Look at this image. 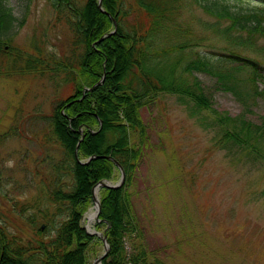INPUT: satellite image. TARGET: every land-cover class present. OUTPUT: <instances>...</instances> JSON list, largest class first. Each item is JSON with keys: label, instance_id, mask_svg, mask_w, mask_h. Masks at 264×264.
I'll list each match as a JSON object with an SVG mask.
<instances>
[{"label": "trees", "instance_id": "16d2710c", "mask_svg": "<svg viewBox=\"0 0 264 264\" xmlns=\"http://www.w3.org/2000/svg\"><path fill=\"white\" fill-rule=\"evenodd\" d=\"M237 1L101 0L102 12L97 0H49L57 20L64 19L73 31L70 55L62 52L58 57L50 51L49 62L26 55L23 70L42 71L45 63H51L54 77L65 72L72 85L70 95L55 101L46 117L48 128L42 131L47 144L49 136L55 138L60 157L54 161L51 157L49 178L44 181L49 202L46 224L39 225L32 214L37 237L25 240L27 235L21 232H7L0 219V264H91L88 254L95 252L92 240L97 237L86 232L82 215L93 203V186L119 172L108 158L78 162L93 155H110L125 172L122 186L99 190L100 222L95 227L104 228L109 243L101 264H167L145 253L140 241L136 244L140 231L129 191L146 138L140 111L160 93L187 100L197 110L212 111L221 126L218 146L235 148L264 167V117L254 122L244 114L257 97H264V0ZM196 9L210 20L196 22ZM112 19L116 31L101 39L113 30ZM22 21L6 0H0V55H13L5 40ZM244 69L249 71L247 77L241 75ZM195 72L206 73L219 90L230 92L243 113L233 117L215 110L208 87ZM102 76L101 83L83 94L84 87H92ZM245 84L249 90L243 94ZM61 173L69 181L63 182Z\"/></svg>", "mask_w": 264, "mask_h": 264}, {"label": "rangeland", "instance_id": "374dc122", "mask_svg": "<svg viewBox=\"0 0 264 264\" xmlns=\"http://www.w3.org/2000/svg\"><path fill=\"white\" fill-rule=\"evenodd\" d=\"M6 3L23 21L5 40L13 55H0V135L15 130L0 138V219L5 231L21 232L27 240L37 237L32 214L39 225L46 224L49 202L44 181L49 178L51 157L53 161L60 157L55 138L49 136L48 144L42 138L48 128L46 117L56 100L71 94L72 85L65 72L54 77L51 63H45L42 71L25 72L24 57L41 56L49 62L50 51L58 57L70 55L73 31L64 19L57 20L49 0ZM193 14L196 22L210 20L200 9ZM128 16L131 23L134 16ZM248 74L245 69L241 72ZM195 75L208 87L215 110L233 117L243 113L241 103L230 92L219 90L214 79L206 73ZM259 86L263 87L261 82ZM241 90L247 92L248 84ZM253 104L245 117L260 122L264 97ZM140 114L146 138L129 186L134 223L140 231L136 244L140 241L145 253L167 264H264V167L235 148L218 146L221 126L215 114L197 110L176 95L158 94ZM59 177L69 181L62 173ZM119 177L115 172L110 182ZM93 205L82 215V226ZM93 242L97 245L88 254L90 263L103 251L98 237Z\"/></svg>", "mask_w": 264, "mask_h": 264}, {"label": "water", "instance_id": "95a60500", "mask_svg": "<svg viewBox=\"0 0 264 264\" xmlns=\"http://www.w3.org/2000/svg\"><path fill=\"white\" fill-rule=\"evenodd\" d=\"M97 7H98L101 11H103V9H102V7H101V0H97ZM112 21L114 22V27L116 28V23H115L114 19H112ZM114 31H115V29H114L112 32H110V33H108V34H106V35H104V36L110 35V34L113 33ZM104 36H102L101 39H102ZM103 75H104V74H103ZM102 80H103V76H102V78H101L97 83H95V85H93L92 87H84V88H83V94H84L85 91H90L94 86H96V85H98L99 83H101ZM80 133H81V138H80V140H81V139L83 138V136H84V134H83V132H82V129H80ZM77 147H78V145L76 146L75 154H76V151H77ZM100 157H102V158H108V159H110L111 161H113L114 164L117 166V168H118V170H119L120 177H119V180L116 181L115 183H111L109 180H100L99 182H97V183L93 186V189H92V199H93V203H94L93 208L95 209L94 219H95L97 222H100V219H99L100 201H99V197H98V199H96V197H95V194H94L95 189H98V190H99L100 187H105V188H118V187H120V186L123 185V183H124V179H125V172H124L122 166L119 164L118 161H116V160H115L113 157H111L110 155H107V156H104V155H93V156L88 157L86 160H79V159H78V162L84 164V163H87L88 161H90V160L93 159V158H100ZM84 228H85V227H84ZM85 230H86V229H85ZM93 230H94V229H93ZM86 232H87L89 235H93V236L99 235V236H100V234H99L98 232H96V230H94L92 233H89L88 231H86ZM99 236H98V237H99ZM99 238L101 239L102 244H103V251H102V253H101L99 256H97V257H95V258L93 259V261H92L91 264H101L102 259L107 255V253H108V251H109V243H108V241H107V235L104 233V234H103L102 236H100Z\"/></svg>", "mask_w": 264, "mask_h": 264}, {"label": "bare ground", "instance_id": "6f19581e", "mask_svg": "<svg viewBox=\"0 0 264 264\" xmlns=\"http://www.w3.org/2000/svg\"><path fill=\"white\" fill-rule=\"evenodd\" d=\"M101 11V10H100ZM102 12H104V10L102 11ZM115 29V31H116V28L114 27L113 28V30ZM113 30H111V31H109L108 33H110V32H112ZM114 31V32H115ZM113 32V33H114ZM108 33H106V34H108ZM113 33H111V34H113ZM106 34H104V35H106ZM110 34V35H111ZM103 35V36H104ZM108 36V35H107ZM102 37V36H101ZM104 37H106V36H104ZM103 37V38H104ZM84 137V136H83ZM94 194H95V197H96V199H98V195H99V190L98 189H95V191H94ZM94 215H95V209L94 208H92V209H90V211L87 213V215H86V219H87V224L84 226L85 227V229H86V231H88L89 233H92L94 230H96L94 227H95V225H92L93 224V222H95L94 224H96V220L94 219ZM92 223V224H91ZM94 229V230H93ZM96 232H98L99 234H100V236H102L103 234H104V231H99V230H96ZM99 235H96L95 237H98ZM99 236V237H100Z\"/></svg>", "mask_w": 264, "mask_h": 264}]
</instances>
